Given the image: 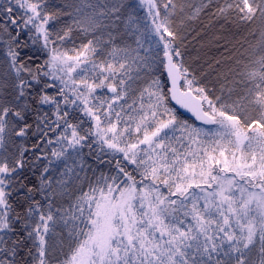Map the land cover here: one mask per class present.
<instances>
[{
  "label": "snow or ice",
  "instance_id": "1",
  "mask_svg": "<svg viewBox=\"0 0 264 264\" xmlns=\"http://www.w3.org/2000/svg\"><path fill=\"white\" fill-rule=\"evenodd\" d=\"M0 264H264V0H0Z\"/></svg>",
  "mask_w": 264,
  "mask_h": 264
},
{
  "label": "trees",
  "instance_id": "2",
  "mask_svg": "<svg viewBox=\"0 0 264 264\" xmlns=\"http://www.w3.org/2000/svg\"><path fill=\"white\" fill-rule=\"evenodd\" d=\"M215 32V44L216 40L220 37H223L219 40L220 44H225V42L230 41L234 43L236 40L241 39L242 33L240 35L233 36L232 33L236 30L233 28L228 31H221L220 26L217 25L215 29H208ZM205 31L203 30L202 26L195 27L194 30L187 36L185 44L187 47V55L186 59L188 63L192 64L193 67H199L203 65L205 68L207 67L205 62L210 63L213 58H219L220 53L223 52V47L217 48L211 45L204 44L206 37ZM203 45L201 50L197 51L196 46Z\"/></svg>",
  "mask_w": 264,
  "mask_h": 264
},
{
  "label": "rangeland",
  "instance_id": "3",
  "mask_svg": "<svg viewBox=\"0 0 264 264\" xmlns=\"http://www.w3.org/2000/svg\"><path fill=\"white\" fill-rule=\"evenodd\" d=\"M204 35L206 37V40H205L204 44L211 45V46H214V47L217 46L215 44V37H216L215 32H213L211 30H207V32H205ZM202 47H203V45H197L196 46L197 51H199V49L201 50Z\"/></svg>",
  "mask_w": 264,
  "mask_h": 264
}]
</instances>
